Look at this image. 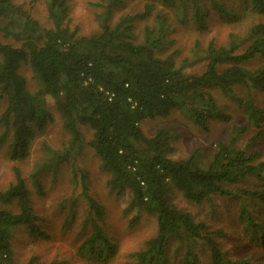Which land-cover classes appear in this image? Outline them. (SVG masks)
Here are the masks:
<instances>
[{"label":"trees","instance_id":"16d2710c","mask_svg":"<svg viewBox=\"0 0 264 264\" xmlns=\"http://www.w3.org/2000/svg\"><path fill=\"white\" fill-rule=\"evenodd\" d=\"M206 1L143 0L141 11L112 21L122 0H93L99 32L86 36L71 24L70 0H42L48 25L25 3L0 0V145L5 144L11 160L25 159L35 131L52 119L47 99L52 100L68 139L60 149L42 146L45 155L30 175L35 183L39 172L79 156L81 128L87 127V145L106 172L110 191L128 193L126 212H146L156 219L155 234L121 264H264V159L261 152L238 143L250 126L257 130L249 142L264 137V109L254 99V93L264 92V21L253 24L243 39L230 35L227 45L210 41L202 50L193 49L199 57L179 63L178 51H166L171 24L164 10H173L182 23L190 17L203 29L210 8L223 10L217 0ZM249 4L264 18V0ZM149 18L136 32V24ZM200 62V71L186 70ZM22 66L37 81L35 91L29 89ZM215 91L234 100L249 125L232 128L208 159L202 160L198 149L183 158L170 157V128L159 127L149 137L142 131V121L171 108L202 129L215 118L228 121ZM12 172V181L0 190V264H14L11 236L16 227L25 228L30 237H46L20 168L14 165ZM173 191L188 202L205 203L211 212L215 199L235 201L236 219L257 241V251L229 257L219 242L226 235L223 229L178 208L171 201ZM82 194L85 235L76 253L89 264H110L116 244L101 226L104 208L86 185ZM22 264L67 262L43 263L32 256Z\"/></svg>","mask_w":264,"mask_h":264},{"label":"rangeland","instance_id":"374dc122","mask_svg":"<svg viewBox=\"0 0 264 264\" xmlns=\"http://www.w3.org/2000/svg\"><path fill=\"white\" fill-rule=\"evenodd\" d=\"M30 7L32 14L40 23L48 25L47 15L42 0H18ZM93 0H70L71 24L78 27L81 35H94L99 32L95 20L96 9L91 5ZM206 1V0H205ZM223 10L210 8L204 18L205 27L198 29L189 17L184 23L179 22L173 15V10L166 9L171 32L166 51H178L177 62L194 60L193 49H204L210 41L216 45H227L229 36L245 38L248 29L264 18L256 14L250 7L249 0H217ZM204 4L210 7L206 1ZM143 0H122L113 10L115 21L124 14L136 13L142 10ZM150 23L149 19L140 20L136 24V32L141 31L143 25ZM5 41H8L5 39ZM244 46L242 45L240 49ZM195 56V57H194ZM258 62H255L257 65ZM203 63H195L186 67L187 71H200ZM24 75L31 91L38 88V83L31 75L29 68L22 66ZM221 110L229 116L225 121L215 118L209 121L207 129L194 124L184 113L176 108L144 120L140 127L146 136H152L159 127L170 128L173 134L171 145L172 158H183L194 150H199L202 160L208 159L218 141L227 140L230 130L248 124L241 107L229 96L222 92H213ZM255 102L264 109V92L254 93ZM47 105L52 119L40 130L35 131L28 156L20 161L10 159L5 144L0 145V190H3L13 179L12 167L18 166L26 181L34 211L38 217V225L46 237H30L23 227L13 229L11 236L12 259L14 264H22L30 257L47 263L51 260H65L67 264H89L86 258L76 253L82 237L87 207L82 194L83 185L88 187L92 195L104 208L100 221L107 236L116 244V252L110 258V264H121L130 252L141 247L143 242L156 232L154 216L134 211L126 212L128 193L116 196L107 185V174L100 168L99 160L87 145L91 133L87 127H82L83 148L71 162L60 163L55 170L45 169L39 172L34 183L31 175L36 162H40L45 155L42 146L45 144L52 149H60L68 139L62 129L59 115L53 102L47 99ZM2 106H0V111ZM264 128V122L262 123ZM257 128L250 126L238 138V143L249 152L259 151L264 159V137L256 142H249ZM171 201L178 208L190 212L195 217H205L211 226L223 229L225 236L220 245L229 257L244 256L257 251V241L250 239L249 233L237 221L236 203L233 200L215 199L214 211H210L206 204H194L184 200L178 192L173 191ZM247 241L250 246L243 242ZM173 247V246H171ZM255 247V248H254ZM261 249V248H260ZM262 251V249H261ZM263 252V251H262ZM264 253V252H263Z\"/></svg>","mask_w":264,"mask_h":264}]
</instances>
